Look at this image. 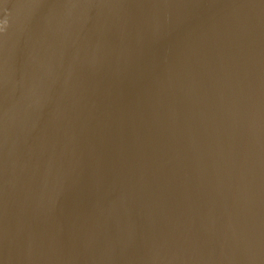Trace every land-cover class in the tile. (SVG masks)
<instances>
[{
	"label": "water",
	"instance_id": "1",
	"mask_svg": "<svg viewBox=\"0 0 264 264\" xmlns=\"http://www.w3.org/2000/svg\"><path fill=\"white\" fill-rule=\"evenodd\" d=\"M0 264H264V0H0Z\"/></svg>",
	"mask_w": 264,
	"mask_h": 264
}]
</instances>
